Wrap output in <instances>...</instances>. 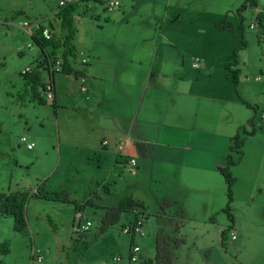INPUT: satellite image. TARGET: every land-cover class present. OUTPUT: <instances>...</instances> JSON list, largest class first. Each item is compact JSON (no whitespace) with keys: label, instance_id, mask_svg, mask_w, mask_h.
Here are the masks:
<instances>
[{"label":"rangeland","instance_id":"374dc122","mask_svg":"<svg viewBox=\"0 0 264 264\" xmlns=\"http://www.w3.org/2000/svg\"><path fill=\"white\" fill-rule=\"evenodd\" d=\"M60 1L0 0V193L41 187L51 192H67L77 202H84L95 193L106 201L100 202L106 206L125 198V190L134 180L131 172L117 165L110 154L105 157L103 150L97 155L93 152L100 146L98 125L93 118L76 114L72 109L82 82L62 74L56 76L57 113L53 100L46 95L43 97L47 104L42 106L22 99L25 86L21 73L35 65L41 54L32 44L31 33L38 29L39 23L49 28V20L58 30L53 15ZM110 1L119 3L112 11L106 6ZM244 1L85 3L74 15L77 30L74 44L79 57L91 56L87 69L97 76L112 69L122 70L130 62H142L146 68H154L157 76L165 77L160 78L161 83H234L227 67L237 62L233 70L240 71L238 92L245 102L250 101L248 104L257 108L255 112L239 98L250 114V121L255 123L247 125L249 132L256 130V133L247 137L245 161L255 159L252 152L258 145L255 206L252 203L247 206L255 207L258 227L251 236L253 242H260L264 240V44H258L257 27L251 28L256 26V10L245 14L243 34L238 29L241 20L236 12ZM87 9L90 12L85 16ZM20 11L24 15H17ZM196 59L201 61V69L192 67ZM209 62L215 70L206 73L203 67ZM43 79H48L46 73ZM233 88L235 93L234 84ZM23 137L35 143L33 151L22 145ZM105 187L110 188V193ZM103 215L101 209L87 207L77 212L73 204L31 199L27 204V235L15 232L12 218L0 217V246L10 243L9 255L2 256L0 250V264H106L115 263L116 258H121L120 264H131L133 238L123 229L135 221V213L123 214L121 221L106 233L101 231ZM146 217L144 241L153 235L156 241L160 231H155L153 216ZM80 218L92 226L89 232L77 236L74 226ZM142 239L138 236L135 244L140 245ZM149 260L154 264L150 255Z\"/></svg>","mask_w":264,"mask_h":264},{"label":"crops","instance_id":"0c3cea01","mask_svg":"<svg viewBox=\"0 0 264 264\" xmlns=\"http://www.w3.org/2000/svg\"><path fill=\"white\" fill-rule=\"evenodd\" d=\"M82 58L89 59L87 67L81 65ZM91 62V56L78 54L72 63L85 78L72 109L97 123L101 147L93 150L96 155L103 150L105 157L110 154L126 171H130L131 159L137 161L136 171H130L134 181L125 195L144 206L145 217L153 216L156 232L184 241L175 252L174 264H264V240L253 242L251 236L258 227L257 213L255 207L247 206H255L258 145L252 152L255 159L246 163L247 142L240 162L231 169L237 179L233 224L224 212L227 188L218 168L227 161L232 139L250 121L233 83H161L165 77L142 62L97 76L88 72ZM212 68L209 62L203 70L207 73ZM83 85L87 93L81 92ZM55 91L57 104L56 83ZM118 201L105 205L111 207ZM230 227L237 239L232 240L229 233L224 248L222 232ZM144 237L139 245L140 263L151 264L149 255L154 262L156 241L154 235L146 241Z\"/></svg>","mask_w":264,"mask_h":264},{"label":"trees","instance_id":"16d2710c","mask_svg":"<svg viewBox=\"0 0 264 264\" xmlns=\"http://www.w3.org/2000/svg\"><path fill=\"white\" fill-rule=\"evenodd\" d=\"M94 2L103 5L104 0H78L76 3H69L59 9L54 14V20L59 24V29L51 24L49 28H45L39 24L38 29L31 33L32 44L37 46L41 52L40 57L36 60L35 65L21 73L24 81L25 90L22 92V99L31 104L46 105L47 101L43 95H47L46 87L50 82L54 88L55 97L53 99L54 111L58 109L56 104V91L55 83L56 76L59 74L66 76H73L75 79H80L82 76L78 71L73 68V61L77 58L78 52L74 44L76 39L77 30L75 28L74 15L79 10L80 6L85 3ZM261 5V10L259 7ZM249 10H256L255 23L258 30V44H264V3L261 4L259 0H245L244 3L237 9V16L240 18L239 31L243 34L246 29L245 14ZM89 10L84 11V15L89 14ZM17 15H24L20 11ZM94 18V17H92ZM256 29V28H255ZM45 30L49 31L50 38H46L43 33ZM244 47L245 43L242 41ZM236 53V52H235ZM60 64V67L58 66ZM236 63H229L228 70L232 73L234 79V87L238 97L245 105L252 108L257 112V108L252 107L245 102L238 92L239 88V70H233ZM86 66V65H85ZM88 66V65H87ZM86 66V67H87ZM43 73L48 76L47 80L43 79ZM24 93V94H23ZM20 94V93H19ZM249 126H255L254 121L248 123ZM256 130L249 132L247 127H242L238 134L232 139L230 153L224 166L218 168L219 173L223 177L227 188L228 204L224 212L227 214L231 223H234L233 217V203H234V186L237 179L234 177L231 169L236 166L242 156L244 155V147L247 142V137L255 135ZM106 192L110 193V188L105 187ZM93 197L85 200L84 202H77L71 200L67 192H51L43 190L38 187L36 190H24L17 192L0 193V217L12 218L14 221L15 232L27 235L28 221H27V204L31 199L45 200L50 202H57L63 204H73L76 206L77 212H83L87 207L101 209L104 215L101 219L102 233H106L111 227L117 225L125 213L133 212L136 215V221L140 216L147 219L141 210L144 206L134 199L132 196H127L120 200L116 205L111 207L103 206L100 202L103 200L98 194H92ZM181 225L178 226V231ZM232 227L222 232V245L227 247V237ZM177 231V233H178ZM184 243L181 238H173L171 236L159 233L156 237V254L154 264H174L175 252L180 244ZM1 255L7 256L10 254V243L5 242L0 246ZM106 264H120V263H106Z\"/></svg>","mask_w":264,"mask_h":264},{"label":"built area","instance_id":"2783aa9c","mask_svg":"<svg viewBox=\"0 0 264 264\" xmlns=\"http://www.w3.org/2000/svg\"><path fill=\"white\" fill-rule=\"evenodd\" d=\"M78 0H61L60 3H59V6L60 7H63L65 6L66 4H69V3H76ZM107 5V10H110L112 11L114 8H116L119 3L118 2H114V1H110V2H107L106 3ZM252 29L256 28V26H251ZM43 35L46 37V38H50V34H49V31L48 30H45ZM89 62V59L88 58H82L81 60V65L82 66H85L87 65ZM58 66L60 67V64L58 63ZM192 67L194 69H201V61L196 59L192 65ZM28 71V69L26 70ZM80 81L82 83H85V78L82 76L80 78ZM46 91H47V99L48 100H53L54 97H55V93H54V88L53 86L51 85L50 82L47 83V87H46ZM81 92L82 93H87V88L85 87V85L81 86ZM21 143L22 145H24L26 147V149L28 151H32L34 150L35 148V143L34 142H31L28 140L27 137H23L21 138ZM103 145L106 146L107 145V142H103ZM129 164H130V171L131 172H135L136 169H137V161L134 160V159H131L129 161ZM92 224L91 222H86L84 223L82 221V218H80L77 222V224L74 226V234L77 235V236H82L84 234H86L87 232H89L90 228H91ZM123 232L127 235H131V237L133 238V243L131 245V249H130V259H129V262L131 264H135V263H138V262H141L142 261V249L139 245L135 244L134 242V238L136 237H143L145 235L144 231H143V219L142 218H139L138 221H136V223H132L130 225H126L123 229ZM230 238L232 240H236L237 239V235H236V232L235 231H231L230 232ZM114 262L115 263H119L121 262V258H116L114 259Z\"/></svg>","mask_w":264,"mask_h":264}]
</instances>
